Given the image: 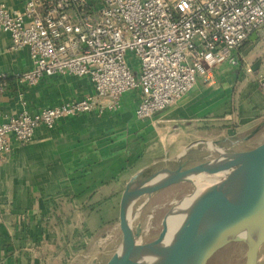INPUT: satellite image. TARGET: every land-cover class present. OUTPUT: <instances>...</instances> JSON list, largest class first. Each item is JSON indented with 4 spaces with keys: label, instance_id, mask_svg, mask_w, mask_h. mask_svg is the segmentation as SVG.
<instances>
[{
    "label": "crops",
    "instance_id": "1",
    "mask_svg": "<svg viewBox=\"0 0 264 264\" xmlns=\"http://www.w3.org/2000/svg\"><path fill=\"white\" fill-rule=\"evenodd\" d=\"M0 2L19 10L26 0ZM253 39L236 64L216 65L209 82L151 117L136 116L138 92L128 91L115 111L66 116L52 128L37 126L28 142L11 139L0 162V264H89L93 234L117 214L133 174L175 161L194 140L234 145L264 117V51L256 52L264 33ZM31 67L28 48L13 47L0 30V72L12 79L0 95V121L93 93L87 77L54 74L20 94L15 76Z\"/></svg>",
    "mask_w": 264,
    "mask_h": 264
},
{
    "label": "built area",
    "instance_id": "2",
    "mask_svg": "<svg viewBox=\"0 0 264 264\" xmlns=\"http://www.w3.org/2000/svg\"><path fill=\"white\" fill-rule=\"evenodd\" d=\"M263 25L264 0H26L19 10L0 2V30L31 58L15 76L18 93L54 74L87 77L93 88L0 121V162L11 139L28 142L37 126L66 116L115 111L128 91L138 92L136 116H153L209 82L216 65L236 64ZM11 83L0 72V95Z\"/></svg>",
    "mask_w": 264,
    "mask_h": 264
},
{
    "label": "water",
    "instance_id": "3",
    "mask_svg": "<svg viewBox=\"0 0 264 264\" xmlns=\"http://www.w3.org/2000/svg\"><path fill=\"white\" fill-rule=\"evenodd\" d=\"M263 127L264 120L234 145L246 142ZM199 144L216 155L189 163ZM201 176L218 178L202 182L206 194L193 199L201 191L197 192L195 183ZM185 181L193 185L181 198L187 197L188 204L177 205L181 199L174 202L165 212L158 234L143 241L146 228L139 221L135 223L143 207L161 189ZM140 199L144 202L137 205ZM117 220L120 239L102 264H207L230 243L246 246L243 264H259L264 245V140L238 150L225 149L205 138L189 142L175 161L165 159L129 178L118 201ZM100 262L94 256L89 264Z\"/></svg>",
    "mask_w": 264,
    "mask_h": 264
},
{
    "label": "rangeland",
    "instance_id": "4",
    "mask_svg": "<svg viewBox=\"0 0 264 264\" xmlns=\"http://www.w3.org/2000/svg\"><path fill=\"white\" fill-rule=\"evenodd\" d=\"M262 33H264V25L257 30V36L253 39V41L255 40V42L256 41L258 42ZM249 44L252 45L251 43ZM263 45H264V39H263ZM263 51L264 50H262V47H259L256 50L257 53ZM260 58H262V55H260ZM244 59L246 65H248V63L250 62L248 60V56H246ZM263 61L264 59L260 61V64ZM129 62H131V59H129ZM263 118L261 119L264 120ZM261 119L255 122V124H258L260 121H262ZM263 140H264V127L261 131H259L251 138H249L246 142L244 143L240 142L236 145L230 146L229 148L233 150L247 149L255 146L256 144H258ZM192 154L193 157L189 163H195L207 158H212L216 155L215 152L211 151L204 144H199L198 149H194L192 151ZM217 178L218 176H212V177L201 176L195 180V183H197L198 181L208 182ZM192 187L193 185L189 181L180 182L161 189L151 197V199L143 207L142 211L135 219V223L139 221L146 228V231L142 235L143 241L150 240L151 238L155 237L158 234L161 228V220L165 212L174 202H176L177 200L181 199L183 196L191 192ZM143 202L144 199H140L137 205ZM107 217H109V219L104 224H101V226L104 227L94 232L93 237L95 238L93 240V245L90 250L92 251L91 255L95 254V256H97L101 260L100 264H102V261H105L107 257L112 253L113 249L115 248V245L120 239V232L117 227V214L113 216L107 215ZM245 250H246V246L242 243H230L224 246L219 251H217L209 259L207 264H243L245 259ZM261 255H262V259L260 260L259 264H264V245L262 246Z\"/></svg>",
    "mask_w": 264,
    "mask_h": 264
},
{
    "label": "bare ground",
    "instance_id": "5",
    "mask_svg": "<svg viewBox=\"0 0 264 264\" xmlns=\"http://www.w3.org/2000/svg\"><path fill=\"white\" fill-rule=\"evenodd\" d=\"M199 183V184H198ZM198 184V187H196V190H197V192H199L200 190V192H199V194L198 193H196V195L193 197V199H195V198H197V197H202V196H204L205 194H206V189H203L204 188V186H206V185H204L205 183H202V182H200V181H198L197 183H196V185ZM209 189V188H208ZM187 198V197H186ZM185 198V199H186ZM185 199H181L180 201H178L177 202V205H179V206H182V205H187L188 204V202L186 203V201H185ZM192 199V200H193Z\"/></svg>",
    "mask_w": 264,
    "mask_h": 264
}]
</instances>
